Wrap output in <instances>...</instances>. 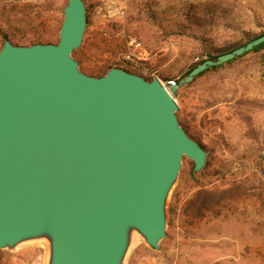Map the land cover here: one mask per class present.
<instances>
[{"label":"water","instance_id":"water-1","mask_svg":"<svg viewBox=\"0 0 264 264\" xmlns=\"http://www.w3.org/2000/svg\"><path fill=\"white\" fill-rule=\"evenodd\" d=\"M84 0H68L57 42L0 47V250L43 246L44 264H127L168 237L183 162L208 152L181 124L178 90L264 42V34L164 84L122 67L100 76L75 56Z\"/></svg>","mask_w":264,"mask_h":264},{"label":"rangeland","instance_id":"rangeland-1","mask_svg":"<svg viewBox=\"0 0 264 264\" xmlns=\"http://www.w3.org/2000/svg\"><path fill=\"white\" fill-rule=\"evenodd\" d=\"M67 1L0 0V47L6 37L16 44L35 36L42 38L39 42H57ZM84 2L88 25L75 56L81 70L96 76L116 66L166 84L206 59L204 49L264 32V0ZM209 2L216 4V13L207 17L215 15L213 22H187ZM177 96L179 120L207 150V162L195 176L194 162L184 159L168 204L162 249L138 240L127 264H264V47L182 86ZM243 114L252 117L251 123ZM184 116L187 124H197L198 135L182 123ZM193 176L208 185L244 180L249 193L236 197L219 216L207 214L190 224L183 207L196 190ZM2 251L0 264H44L40 245Z\"/></svg>","mask_w":264,"mask_h":264},{"label":"trees","instance_id":"trees-1","mask_svg":"<svg viewBox=\"0 0 264 264\" xmlns=\"http://www.w3.org/2000/svg\"><path fill=\"white\" fill-rule=\"evenodd\" d=\"M216 13V4L214 2H209L206 3L204 5V7L202 9H200V15L194 14L193 16L189 15L186 17L187 22L190 21L192 24H196L198 26H203L205 25L206 22H213L215 19V15H212L211 19H208L207 17L211 14H215ZM194 17V18H193ZM193 19V20H192ZM185 20V21H186ZM264 32H261L259 34H254V35H247L244 38H242L241 40L228 45V46H224V47H211L209 49H204V53H202L201 55H206V59H216L219 55L227 53L232 51L233 49L246 44L247 42H249L250 40L259 37L261 35H263ZM42 38L40 36H35L33 38H31L28 41H24L25 44H30V43H36L39 42ZM23 41V39H18V41H16L18 44L21 43ZM264 47V42L261 43L260 45L256 46L253 50H259L260 48ZM204 48H206L204 46ZM252 51V50H251ZM80 50H76V54H79ZM248 53V52H246ZM246 53H244L243 55H245ZM241 56H238L232 60L227 61L226 63L223 64H219L216 66H212L208 69H206L205 71H203L202 73H200L198 76H196L191 82H189L186 85H192L193 83H195L197 81V79L201 76H203L204 74H206L207 72L210 71H215L223 66H225L226 64H230L232 62H234L235 60L239 59ZM204 58L200 59L197 62H194L191 66L190 69L188 70L187 74L189 73V71L194 68L195 66H197L198 64H200L201 62H203L204 60H206ZM108 69V68H107ZM127 70H130L129 68H126ZM106 71V69H105ZM103 72L98 73V75H101ZM186 74V75H187ZM176 99L178 100L179 103H182V101L180 100V96H177ZM180 113H182V111L180 110ZM184 113V112H183ZM245 116V119L248 123H251V119L252 117L249 116L248 114H243ZM187 118L184 116L182 118V123L187 127V128H192V130H194L195 135H198L199 131H198V126L197 124H187ZM191 121H189L190 123ZM190 125V126H189ZM192 173V172H191ZM193 180L196 182V190L194 193L191 194V196L188 198V200L186 201V203L184 204L183 207V215L186 217V222L188 223H194L195 221L200 220L201 218L205 217L207 214L212 215V216H219L221 214V211L225 208H227L229 206V203L232 202L233 200L236 199V197H242L244 195H247L249 193V188L247 187L248 185L245 183V181H239L237 182H230L226 185H208V184H204L203 182H201V180L199 178H196L195 176H193ZM175 204L172 207V212H175ZM4 254V252L2 250H0V258L2 257V255Z\"/></svg>","mask_w":264,"mask_h":264}]
</instances>
